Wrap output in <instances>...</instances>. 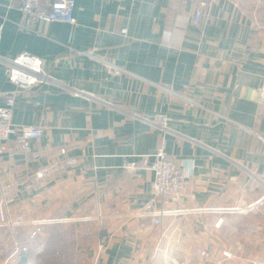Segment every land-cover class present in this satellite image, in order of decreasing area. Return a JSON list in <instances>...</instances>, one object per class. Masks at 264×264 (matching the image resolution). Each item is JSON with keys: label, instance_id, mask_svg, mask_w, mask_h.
I'll use <instances>...</instances> for the list:
<instances>
[{"label": "crops", "instance_id": "obj_1", "mask_svg": "<svg viewBox=\"0 0 264 264\" xmlns=\"http://www.w3.org/2000/svg\"><path fill=\"white\" fill-rule=\"evenodd\" d=\"M194 8L76 0L68 24L0 0V106L44 129L36 158L12 137L0 162V244L35 264H264V0H218L200 25ZM23 52L47 82L9 81ZM158 148L187 176L179 207L202 208L162 226L153 172L122 167Z\"/></svg>", "mask_w": 264, "mask_h": 264}, {"label": "built area", "instance_id": "obj_2", "mask_svg": "<svg viewBox=\"0 0 264 264\" xmlns=\"http://www.w3.org/2000/svg\"><path fill=\"white\" fill-rule=\"evenodd\" d=\"M179 2L195 3L193 23L200 25L205 17H209L207 10L218 0H176ZM19 9L33 19L42 22H63L74 24V8L76 0H17ZM113 75L123 72L115 65L109 66ZM7 77L11 83L20 89H27L38 84L45 83L49 77L44 71L43 61L28 52H23L12 59L8 64ZM15 106V97L7 99L4 106H0V162L8 149V142L12 137L16 138L17 144L25 154L36 158L38 155L32 151V144L38 141L44 129L40 126H20L13 123L12 116ZM168 118H161V128H167ZM122 167L128 171L145 170L153 172L154 179L151 182V189L154 194V201L159 202L163 207L151 215V220L156 226L164 224V218L176 214H192L201 211L198 204L192 208L179 207L182 201V193L186 189L187 176L180 166L165 152L158 148L152 155H141L138 159L124 160ZM168 204L177 205L174 209H166ZM0 221L6 225H12L5 211H0ZM219 220L217 225H221ZM37 232H34V237ZM27 251L24 246L16 245L17 252ZM202 254L205 252L202 251ZM226 257L231 254L225 252Z\"/></svg>", "mask_w": 264, "mask_h": 264}, {"label": "rangeland", "instance_id": "obj_3", "mask_svg": "<svg viewBox=\"0 0 264 264\" xmlns=\"http://www.w3.org/2000/svg\"><path fill=\"white\" fill-rule=\"evenodd\" d=\"M0 226L5 227L8 225L3 224L0 221ZM8 235L10 237V238L8 237L9 238L8 241H5L6 243H4V244H0V261L2 262L5 258H9L12 254L13 256H11L12 258H10V260L8 261L7 264H35L34 263L35 259L30 256L29 250L23 251V252L21 251V252H17V253L14 252V245H13V241L11 239L12 235L10 232L8 233ZM28 256H29V259H27L28 262L24 263L23 260L28 258ZM40 264H45V263H40Z\"/></svg>", "mask_w": 264, "mask_h": 264}]
</instances>
